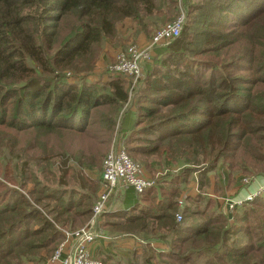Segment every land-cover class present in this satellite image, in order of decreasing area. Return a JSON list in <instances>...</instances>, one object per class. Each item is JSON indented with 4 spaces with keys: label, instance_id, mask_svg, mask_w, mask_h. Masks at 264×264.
<instances>
[{
    "label": "trees",
    "instance_id": "obj_1",
    "mask_svg": "<svg viewBox=\"0 0 264 264\" xmlns=\"http://www.w3.org/2000/svg\"><path fill=\"white\" fill-rule=\"evenodd\" d=\"M182 8L180 34L141 62L133 123L120 129L129 156L160 176L124 190L101 224L142 240L128 264H264V191L231 214L207 192L219 165L229 185L264 174V0H0V264L45 262L61 228L89 219L99 176L58 182L45 136L75 133L107 149L130 81L86 75L105 45L128 40L120 31L151 36ZM193 177L198 191L180 207Z\"/></svg>",
    "mask_w": 264,
    "mask_h": 264
},
{
    "label": "built area",
    "instance_id": "obj_2",
    "mask_svg": "<svg viewBox=\"0 0 264 264\" xmlns=\"http://www.w3.org/2000/svg\"><path fill=\"white\" fill-rule=\"evenodd\" d=\"M184 19V13L180 12L173 20L157 28L147 44L132 45L118 50L113 61L108 65V70L123 74L130 80V88L134 89L143 75L141 62L152 56L154 46L176 38L181 32ZM130 98L131 93H128L125 105ZM143 169L129 156L125 146L111 144L102 160L99 189L89 219L76 229L61 228L64 239L56 247L48 262L50 264H105L102 260L95 258L91 250L92 244L97 239L105 237L100 226V216L107 212L111 201L120 192L132 188L141 193L146 188L156 185L153 178L145 176ZM239 180L243 185L250 182L249 176L245 175H241ZM262 191H264V184L256 192L244 198H226L224 200L226 212L231 214L235 208L246 201H251ZM178 205L183 206V198L178 199ZM175 217L177 221H180L181 213H176Z\"/></svg>",
    "mask_w": 264,
    "mask_h": 264
},
{
    "label": "rangeland",
    "instance_id": "obj_3",
    "mask_svg": "<svg viewBox=\"0 0 264 264\" xmlns=\"http://www.w3.org/2000/svg\"><path fill=\"white\" fill-rule=\"evenodd\" d=\"M180 12H183L185 15V11L183 8L179 10V13ZM128 25L129 23L126 22L125 26L122 27V30H125V27ZM154 31L151 33V36L149 35L148 37H146L143 35H139L136 38H133L131 35L128 36L127 32L125 33V32L120 31L123 37L125 38L128 37V40L123 42L124 44L118 47H113L109 44L105 45L103 49H101L99 58L94 66V69L89 74L86 75V79L90 81L105 80L106 74H108L107 73L108 65L113 60L115 53L118 50L127 48L132 45L143 46L147 44L150 41V38L152 37V34L154 33ZM70 77H71L70 79L72 80L74 77L72 73L70 74ZM77 82H79V80ZM128 92L131 93V98L126 105L125 104L123 105V107L119 110V112L117 113L115 117L116 122H115L114 129H112L111 131L107 149L110 148L111 144H114L115 146H124L125 134L120 132L119 124L122 121L123 115L126 112L125 109H130L132 107V101H133L132 95H133L134 89L129 88ZM15 136L16 138H19V141H22L24 138L22 134L20 135L15 134ZM45 138H46L47 146L50 148V150H52L54 156L56 155L58 157V158L56 157L57 162L55 166L50 168V170H52V172L55 174V179H57L58 182L63 183L64 185L68 187H72V186L81 187L83 184L82 176L85 177L87 184H92L98 179V176L100 174V169H101V161L107 149L105 150L100 149L95 144V142H89L86 140V138L83 140L81 135L79 137L75 133H66L65 131H61V132L55 131L53 133H48L45 136ZM100 139L101 138H98V140ZM80 148H83L82 152L80 151ZM79 152H81L82 154H78ZM73 154L74 155L77 154V155L74 156V158H71ZM221 166L222 165H219L217 169L211 174V175L214 174L213 178H216L217 180L219 178L218 173H220L219 168ZM143 171H144L145 176L150 177V175L144 169ZM240 175H246V174H240ZM72 176H74V178ZM6 184L11 186V184L8 182H6ZM47 186L55 187L53 183H50V181H48ZM187 190L188 189L184 190L183 192ZM96 196H95V199H96ZM119 204H120V198H119V201H117V204H116L117 207ZM109 218L115 219L114 216H111ZM103 220H104L103 216H100V223H102ZM104 230H108V229H104ZM107 233H109V230Z\"/></svg>",
    "mask_w": 264,
    "mask_h": 264
},
{
    "label": "crops",
    "instance_id": "obj_4",
    "mask_svg": "<svg viewBox=\"0 0 264 264\" xmlns=\"http://www.w3.org/2000/svg\"><path fill=\"white\" fill-rule=\"evenodd\" d=\"M134 106L130 109H125V114L123 115L122 121L119 124V128H130L134 119ZM223 167V166H221ZM219 168L220 173L218 180L213 178V175L210 177V185L207 188V192L210 196L221 199L223 202L226 198H244L248 194H253L256 192L262 184H264V174L249 176L250 182L247 185H243L240 183V174L235 176V183L233 185H229L228 171L226 168ZM145 170V169H144ZM146 171V170H145ZM147 172V171H146ZM148 173V172H147ZM149 174V173H148ZM150 175V174H149ZM160 176V174H156L155 177ZM218 176V175H217ZM156 181V178L150 175ZM214 179V180H213ZM250 184V185H249ZM187 191L182 192L180 195L184 200V196L186 194L195 195L198 191L197 182L195 178H192L190 182L187 184ZM98 192V190H97ZM124 191L120 192L113 201L110 203V207L107 212H115L119 208L121 204V199ZM97 194V193H96ZM120 204L117 207V201ZM223 212H226L225 205L223 204ZM118 220V218H115ZM102 230L105 232V237H101L92 244V253L95 258L102 260L105 264H128L127 259L129 258V250L132 245H134L133 241L135 239L142 241L133 233H125L121 232L119 229H113L109 226H103L100 223ZM108 229V230H104ZM41 264H50L48 260Z\"/></svg>",
    "mask_w": 264,
    "mask_h": 264
}]
</instances>
